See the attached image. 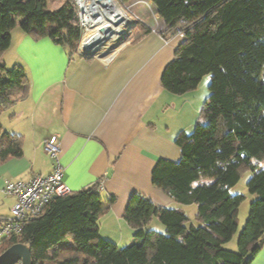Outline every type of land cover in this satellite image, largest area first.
<instances>
[{
    "label": "trees",
    "instance_id": "trees-1",
    "mask_svg": "<svg viewBox=\"0 0 264 264\" xmlns=\"http://www.w3.org/2000/svg\"><path fill=\"white\" fill-rule=\"evenodd\" d=\"M48 0H0V114L26 98L25 69H7L1 58L10 46V32L20 30L34 40L48 37L78 55L81 38L77 9L66 0L54 11ZM134 0H118L121 5ZM165 26L156 33L165 41L181 35L184 41L161 76V87L184 95L210 76L208 94L192 132H180L174 144L178 162L158 159L152 184L177 204L196 205L194 222L181 209L160 208L143 196L130 197L124 220L132 242L118 248L99 234V217L114 203L103 201L98 184L53 199L35 220L25 222L17 236L5 237L0 254L15 244L30 250L31 264H250L264 243V0H147ZM140 33H135L136 31ZM139 21L124 42L149 34ZM134 40V41H135ZM17 90V99L10 97ZM22 137L3 132L0 124V164L21 158ZM251 201L247 220L231 252L224 248L238 227L245 197L231 194L242 174ZM205 179L206 183H200ZM196 184V185H195ZM157 218L165 234L149 230Z\"/></svg>",
    "mask_w": 264,
    "mask_h": 264
},
{
    "label": "crops",
    "instance_id": "crops-1",
    "mask_svg": "<svg viewBox=\"0 0 264 264\" xmlns=\"http://www.w3.org/2000/svg\"><path fill=\"white\" fill-rule=\"evenodd\" d=\"M148 3H129L133 23L143 24ZM158 20L159 28L164 27L165 21ZM10 37L1 62L22 66L30 84L26 98L11 108L5 127L0 118L2 129L23 141L22 157L0 164V194L4 198L0 216H8L14 204L13 198L1 192L4 183L50 174L52 160L44 143L56 139L63 181L70 191L98 184L103 201L115 198L99 217L98 230L104 240L118 248L132 242L133 230L123 216L134 194L157 207L181 209L185 214L189 211L187 217H194L196 205H179L152 184L158 159L180 160L174 138L180 132H192L200 122L198 110L204 103L200 101L205 96L198 101L194 93L173 95L161 87L164 69L184 41L181 35L169 41L152 31L137 40L129 35L116 45L107 63L104 59L70 56L66 48L48 37L34 40L16 29ZM256 165L264 168V160ZM250 264H264V243Z\"/></svg>",
    "mask_w": 264,
    "mask_h": 264
},
{
    "label": "built area",
    "instance_id": "built-area-1",
    "mask_svg": "<svg viewBox=\"0 0 264 264\" xmlns=\"http://www.w3.org/2000/svg\"><path fill=\"white\" fill-rule=\"evenodd\" d=\"M72 1L77 9L78 25L81 30L77 54L81 57H85V53L88 51L82 49V43L85 35L94 28V24L90 23V21H96L98 16H96L95 13L90 15L81 3L84 2L86 6H89L92 4L93 0ZM96 1L97 0H94L97 4ZM116 1L118 2V0ZM103 8L110 9L109 7ZM157 17V14H152L151 17L144 18L142 22L150 31L155 32L157 28ZM95 47L99 48L97 46ZM105 53L104 55L101 54L100 56L92 58L104 59L107 63L113 58V50ZM44 150L52 160V171L50 174L47 176L36 175L26 182L7 181L4 183L1 192L4 196L13 198L14 204L10 209L9 216H0V243L5 237L19 235L23 224L38 218L53 199L64 197L71 193L70 189L63 181L64 171L59 162V155L61 153L59 142L56 139L46 141L44 143Z\"/></svg>",
    "mask_w": 264,
    "mask_h": 264
},
{
    "label": "rangeland",
    "instance_id": "rangeland-1",
    "mask_svg": "<svg viewBox=\"0 0 264 264\" xmlns=\"http://www.w3.org/2000/svg\"><path fill=\"white\" fill-rule=\"evenodd\" d=\"M66 2V0H48L47 1V10L50 12H54L56 10H58L62 4H64ZM116 4L118 5V7H120L119 9L122 11V13H124L127 16L128 21L124 24L123 26V30L120 33L114 34L112 37H107V41H103L97 48L94 50V52L91 54V58L95 57V56H100L101 54H106L105 52H111L112 50H114L116 46H113L114 43H118L119 40H121L122 38H124L127 35V32L129 30V28L132 26L133 24V20L134 18L131 16L130 13V8H129V4L127 5H121L120 3L118 4V2L115 0ZM149 6H146L147 8V16L146 17H151L152 14H155L154 11L152 10L150 4H146ZM144 17V18H146ZM159 18H156V24H157V28H158V20ZM143 20V19H142ZM19 20L16 22V25L14 27V31L19 30L20 31V26H19ZM156 28V30H157ZM155 30V32H156ZM125 31V32H124ZM12 32V31H11ZM110 32V31H108ZM108 32H106L108 34ZM88 35V34H87ZM87 35H85L84 40L87 38ZM111 36V35H110ZM95 48V47H94ZM13 52H11L12 54ZM10 53L8 55H11ZM10 56H7L6 58H8ZM7 66H5L7 69H11L13 67V64L10 63V61H7ZM6 64V61L5 63ZM210 82V76H204L203 79L200 81L199 85L197 86V88L194 91H191V93H194L199 100H201V96H205L202 98V100L200 102H204L207 94H208V85ZM189 93V92H188ZM187 94V93H186ZM202 94V95H201ZM19 96V92L17 90H12L10 97L11 98H15L17 99V97ZM201 107V106H200ZM199 107V108H200ZM12 111L11 109L8 111H4L0 114V118L1 121L3 120V124L4 127L7 125L8 122V115L11 114ZM198 120L202 121L201 115H200V109L198 110ZM192 129H189L188 132H191ZM3 132H5V129H3ZM51 139H49L50 141ZM254 163H259L256 160H253ZM252 174L250 171H246L242 174L240 180L238 181V183L231 189V194H240L243 195L245 197L244 201L241 203L240 207H239V214H238V227H237V231L234 234L233 238L231 239V241H229L227 244L224 245V248L231 251V252H235L237 249L236 246V242L237 239L239 237L240 232L242 231V228L247 220V216H248V210H249V205L251 203V201H253L257 196L255 195H250L247 192L246 189V184L248 182V180L251 178ZM200 183H206L207 181L205 179H201L199 181ZM2 200H4L3 196L0 194V203L2 202ZM10 215V214H9ZM8 215V216H9ZM186 216H190V212L186 211ZM190 218V217H189ZM190 223H193L195 225H197L194 222V217L190 218ZM156 225V227H155ZM147 226H149V230H155L156 232L160 233V234H165V228L163 227V225L159 222V220L157 218H152L151 221L147 224ZM156 229H155V228ZM129 244V243H128ZM124 248L125 246H128L127 243L125 245H123ZM122 246V248H123ZM1 248V246H0ZM121 248V249H122ZM16 264H20L19 262Z\"/></svg>",
    "mask_w": 264,
    "mask_h": 264
},
{
    "label": "bare ground",
    "instance_id": "bare-ground-1",
    "mask_svg": "<svg viewBox=\"0 0 264 264\" xmlns=\"http://www.w3.org/2000/svg\"><path fill=\"white\" fill-rule=\"evenodd\" d=\"M81 3L90 15L95 13V15L98 16L96 21H90V23L94 24V28L90 30L88 35L86 34L87 38L82 43V49L85 51L90 52L92 47H98L107 37H112L114 34L120 33L123 30L124 24L128 21L127 16L122 13L119 9L120 7H118L114 0L106 4V7L110 9L101 7V5L96 4L94 0L89 6H86L84 2ZM106 32H108V34ZM90 44L93 45L89 46Z\"/></svg>",
    "mask_w": 264,
    "mask_h": 264
},
{
    "label": "water",
    "instance_id": "water-1",
    "mask_svg": "<svg viewBox=\"0 0 264 264\" xmlns=\"http://www.w3.org/2000/svg\"><path fill=\"white\" fill-rule=\"evenodd\" d=\"M110 1L111 0H97L96 2L102 7H106V4L109 3ZM95 49L97 48L92 47L90 52L85 53V57L91 58L90 56ZM18 262L20 264H31L30 250L23 244L12 245L8 249H6L3 253L0 254V264H16Z\"/></svg>",
    "mask_w": 264,
    "mask_h": 264
},
{
    "label": "flooded vegetation",
    "instance_id": "flooded-vegetation-1",
    "mask_svg": "<svg viewBox=\"0 0 264 264\" xmlns=\"http://www.w3.org/2000/svg\"><path fill=\"white\" fill-rule=\"evenodd\" d=\"M116 45H118V43H114V45H113V46H116Z\"/></svg>",
    "mask_w": 264,
    "mask_h": 264
}]
</instances>
